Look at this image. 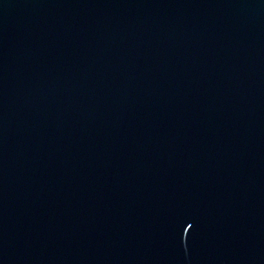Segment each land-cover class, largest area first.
<instances>
[{
  "label": "water",
  "instance_id": "obj_1",
  "mask_svg": "<svg viewBox=\"0 0 264 264\" xmlns=\"http://www.w3.org/2000/svg\"><path fill=\"white\" fill-rule=\"evenodd\" d=\"M0 264H264V0H0Z\"/></svg>",
  "mask_w": 264,
  "mask_h": 264
}]
</instances>
